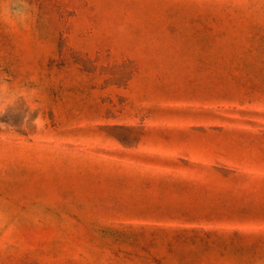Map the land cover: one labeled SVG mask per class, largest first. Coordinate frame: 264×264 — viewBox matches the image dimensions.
<instances>
[{
	"label": "rangeland",
	"instance_id": "374dc122",
	"mask_svg": "<svg viewBox=\"0 0 264 264\" xmlns=\"http://www.w3.org/2000/svg\"><path fill=\"white\" fill-rule=\"evenodd\" d=\"M0 5V264H264V0ZM31 114V120L40 115Z\"/></svg>",
	"mask_w": 264,
	"mask_h": 264
},
{
	"label": "clouds",
	"instance_id": "9594fccd",
	"mask_svg": "<svg viewBox=\"0 0 264 264\" xmlns=\"http://www.w3.org/2000/svg\"><path fill=\"white\" fill-rule=\"evenodd\" d=\"M8 3L9 18L18 26L27 23L31 14V5L27 4V0H0V5ZM39 90L35 87L27 85L14 84L8 77L7 73L0 72V117H3L11 109L13 112L19 111V104L23 102L28 109L23 115L22 127L28 129L30 125L37 126V121L41 120L40 101L38 100ZM39 110L40 115L33 121L31 114ZM14 131L12 127L4 123H0V131Z\"/></svg>",
	"mask_w": 264,
	"mask_h": 264
}]
</instances>
